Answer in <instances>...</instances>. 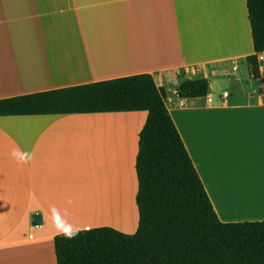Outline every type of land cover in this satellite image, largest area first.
Listing matches in <instances>:
<instances>
[{
  "label": "crops",
  "instance_id": "crops-1",
  "mask_svg": "<svg viewBox=\"0 0 264 264\" xmlns=\"http://www.w3.org/2000/svg\"><path fill=\"white\" fill-rule=\"evenodd\" d=\"M254 53L246 0H0V100L152 75L223 223L264 221V68L254 79ZM201 79L205 97L180 92ZM147 118L0 117V264H57L53 205L78 230L135 234ZM16 146L29 163L10 157Z\"/></svg>",
  "mask_w": 264,
  "mask_h": 264
},
{
  "label": "trees",
  "instance_id": "trees-1",
  "mask_svg": "<svg viewBox=\"0 0 264 264\" xmlns=\"http://www.w3.org/2000/svg\"><path fill=\"white\" fill-rule=\"evenodd\" d=\"M259 79L264 53V0H246ZM206 79L184 81L187 98L207 95ZM167 92L139 74L0 100V117L148 113L136 171L139 226L135 234L110 227L55 237L57 264H264V221L223 223L166 105Z\"/></svg>",
  "mask_w": 264,
  "mask_h": 264
},
{
  "label": "clouds",
  "instance_id": "clouds-1",
  "mask_svg": "<svg viewBox=\"0 0 264 264\" xmlns=\"http://www.w3.org/2000/svg\"><path fill=\"white\" fill-rule=\"evenodd\" d=\"M10 157L18 164H27L32 160V153L16 146L11 149ZM70 202L71 201H69V203ZM49 213L52 223L59 234L64 235L68 239L73 238L77 234L78 229L74 228V226L65 218L67 215L66 209L62 215L61 210L53 205L50 207Z\"/></svg>",
  "mask_w": 264,
  "mask_h": 264
},
{
  "label": "water",
  "instance_id": "water-1",
  "mask_svg": "<svg viewBox=\"0 0 264 264\" xmlns=\"http://www.w3.org/2000/svg\"><path fill=\"white\" fill-rule=\"evenodd\" d=\"M31 222L33 226H39L42 224V216L40 214H35L31 217Z\"/></svg>",
  "mask_w": 264,
  "mask_h": 264
},
{
  "label": "rangeland",
  "instance_id": "rangeland-1",
  "mask_svg": "<svg viewBox=\"0 0 264 264\" xmlns=\"http://www.w3.org/2000/svg\"><path fill=\"white\" fill-rule=\"evenodd\" d=\"M260 55H263V57H264V53H261ZM263 57H262V58H263ZM260 61H261L260 63H261V65H262V67L264 68V60L261 59ZM220 85H221V88H223V89H227V88L229 87V83H227V82H223V83H221ZM189 121H190V117L187 116L186 122H189ZM184 126L187 128V126H186L185 123H184Z\"/></svg>",
  "mask_w": 264,
  "mask_h": 264
},
{
  "label": "built area",
  "instance_id": "built-area-1",
  "mask_svg": "<svg viewBox=\"0 0 264 264\" xmlns=\"http://www.w3.org/2000/svg\"><path fill=\"white\" fill-rule=\"evenodd\" d=\"M262 57H263V55H261V56L258 55V59H259V61H260L261 59L264 60V57H263V58H262ZM224 96H227V95H224Z\"/></svg>",
  "mask_w": 264,
  "mask_h": 264
}]
</instances>
